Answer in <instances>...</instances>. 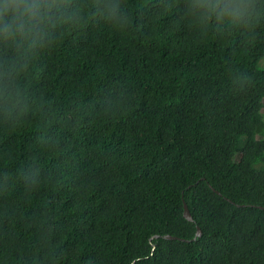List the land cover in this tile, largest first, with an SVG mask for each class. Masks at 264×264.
Returning <instances> with one entry per match:
<instances>
[{"label":"trees","instance_id":"obj_1","mask_svg":"<svg viewBox=\"0 0 264 264\" xmlns=\"http://www.w3.org/2000/svg\"><path fill=\"white\" fill-rule=\"evenodd\" d=\"M69 2L0 42V264H264V0Z\"/></svg>","mask_w":264,"mask_h":264},{"label":"clouds","instance_id":"obj_2","mask_svg":"<svg viewBox=\"0 0 264 264\" xmlns=\"http://www.w3.org/2000/svg\"><path fill=\"white\" fill-rule=\"evenodd\" d=\"M190 7L201 20L229 16L237 24L251 25L256 5L245 0H193ZM69 0H0V42L25 51L35 48L51 35L57 22L72 19ZM110 19L120 21L118 5H104Z\"/></svg>","mask_w":264,"mask_h":264},{"label":"water","instance_id":"obj_3","mask_svg":"<svg viewBox=\"0 0 264 264\" xmlns=\"http://www.w3.org/2000/svg\"><path fill=\"white\" fill-rule=\"evenodd\" d=\"M184 216H185L187 219L191 220V221L194 220V218H193V216H192V214H191V212H190V209H189V207H188V204H187L186 202H184ZM201 234H202V230H201L200 227H198L196 237H197V236H200ZM158 236H159V235H156L155 237H158ZM165 237H166V238H178V237H176V236H172V235H165Z\"/></svg>","mask_w":264,"mask_h":264},{"label":"rangeland","instance_id":"obj_4","mask_svg":"<svg viewBox=\"0 0 264 264\" xmlns=\"http://www.w3.org/2000/svg\"><path fill=\"white\" fill-rule=\"evenodd\" d=\"M241 157V153H238L237 156H236V160H239Z\"/></svg>","mask_w":264,"mask_h":264}]
</instances>
